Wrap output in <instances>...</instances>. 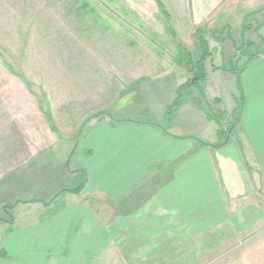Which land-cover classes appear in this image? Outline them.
Listing matches in <instances>:
<instances>
[{
  "label": "crops",
  "instance_id": "1",
  "mask_svg": "<svg viewBox=\"0 0 264 264\" xmlns=\"http://www.w3.org/2000/svg\"><path fill=\"white\" fill-rule=\"evenodd\" d=\"M147 1L156 12L160 3L176 35L183 37L193 36L199 27L223 28L226 23L236 30L239 21L253 15L264 44V0ZM246 9L250 11L241 12ZM170 64L166 71L141 78L139 100L128 97L119 108L135 81L118 93L109 82L101 94L77 95L80 103L75 106L67 101L59 111L38 113L43 122L35 131H41L39 139L31 147L26 144L21 156L11 160L9 178L14 189H39L34 182L28 184L34 176L23 167L34 161L33 156L43 154L44 165L39 168L44 170L47 202L65 200L48 217L9 230L1 241L0 264H121V259L163 260L164 254L173 260L170 254L177 249L173 246L180 244L185 230L195 236V229H208V233L220 229L209 236L227 237L263 224L264 54L244 67L243 115L224 144L217 122L195 102L198 95L182 101L171 128L164 125L163 119L171 117L166 109L191 80L187 67L176 61ZM184 68L179 79L178 69ZM172 75L168 86L159 88H170L176 96L162 103L157 113L144 109L149 101L146 87L154 84L151 79ZM238 96L233 94L234 105L228 112L237 109ZM215 98L220 110L222 99ZM262 232L253 243L257 249L248 257L251 264H264Z\"/></svg>",
  "mask_w": 264,
  "mask_h": 264
},
{
  "label": "rangeland",
  "instance_id": "2",
  "mask_svg": "<svg viewBox=\"0 0 264 264\" xmlns=\"http://www.w3.org/2000/svg\"><path fill=\"white\" fill-rule=\"evenodd\" d=\"M158 12L161 15L155 16ZM226 25L211 29L199 27L193 36L183 37L176 35L172 22L161 9L156 12L155 6L147 0H0V249L2 238L9 230L33 222L37 217H48L65 200L61 197L47 202L48 197L43 192L44 170L39 168L44 165L43 154L33 156L34 161L23 167L34 176L28 178V184L34 182L39 189H14L13 180L9 178L11 160L21 156L26 144L31 147L39 139L41 131H35L43 122L38 113L47 109L59 111L67 101L75 106L80 103L75 100L77 95L93 91L101 94L109 82L115 93L124 92L134 81L137 83L129 89L132 92L124 94L118 108L128 97L139 100V87L144 82L141 78L155 76L171 62L180 64L179 61L189 59L191 65L197 63L200 53L195 33L198 30L206 32L213 58L206 69L209 77L197 85L179 89L180 101L198 95L195 102L217 115L216 121L221 124L224 137L228 136V125L235 120L228 111L234 105L233 94L239 93L237 74L264 49V44L257 36L253 15L239 21L236 30ZM214 61L230 72L213 73ZM187 69L191 79H196L195 71ZM183 70L186 68L178 69L179 79ZM172 77L151 79L154 84L146 87L149 101L144 109L157 113L162 103L176 96L170 88H159L168 86ZM215 97L222 99L220 110ZM177 109L175 100L166 109V115L171 116L168 121L166 117L163 119L167 128L174 125L173 115ZM224 137L219 140L225 142ZM27 156L30 155L24 158ZM40 210H44L43 215ZM263 229L264 222L242 234L239 231L238 236L229 234L227 237L214 235L220 229L210 233L208 229H195V236L189 235L191 230H185V235L179 238L180 244L173 246L177 248L170 254L173 260L166 259L164 254L163 260L138 258L128 262L121 259L120 263L251 264L248 257L252 256V249H257L253 243L261 239ZM211 232L214 234L209 236ZM192 240L196 242L194 246L188 245ZM145 256L148 254L141 255Z\"/></svg>",
  "mask_w": 264,
  "mask_h": 264
},
{
  "label": "trees",
  "instance_id": "3",
  "mask_svg": "<svg viewBox=\"0 0 264 264\" xmlns=\"http://www.w3.org/2000/svg\"><path fill=\"white\" fill-rule=\"evenodd\" d=\"M158 5H159V8L161 9V12H163L165 14V16H166L167 12L165 11V9L162 7V5L160 3H158ZM205 34H206V32L204 30H198L195 33V39H196V41L198 43V48H199V53H200V58L197 60V63L193 66V65H191V62H189V61H191L189 59L187 61H183V60L179 61L181 66H186V67L192 68V70L195 71V76L197 78H199L198 80L191 79L186 85L182 86L181 89H184V87H186L188 85H192V86L197 85L199 82H201L202 80L206 79V77H207L206 66H207V63L209 62V60L212 59V54H211V52L209 50L208 42L206 41ZM183 52L186 53L185 50H183ZM257 54H264V49L258 51ZM186 55H188V54H186ZM253 58L254 57H252V59ZM252 59H250V60H252ZM212 68L214 70H222V71L230 72V71L225 70L223 68H217V67L214 66V64H212ZM241 71L243 72L244 69H242ZM242 72L237 74L238 91H239V96L237 98L238 107L233 112V114L231 116L232 118L234 117L235 120L231 124L228 125V131H227V134H228L227 137L228 138L227 139L224 137L225 135L223 133L221 124L217 123L218 127H219L218 136H219V138L224 137L225 141L230 139V136L233 134L234 130L239 125V123L241 121V118H242V115H243V111H244V102H243V100H244V89H243L242 82H241V74H242ZM181 102L182 101H180V95H179L177 100H176L177 106H180L182 104ZM102 115L103 114H97L96 117H101ZM208 116H209V118L211 120H214L215 122H217L216 121V116H217L216 114L209 113ZM223 142H222V144L225 143V142L224 143ZM222 144H219L218 146H221ZM205 145H207V144H205ZM214 147H217V146H214Z\"/></svg>",
  "mask_w": 264,
  "mask_h": 264
},
{
  "label": "water",
  "instance_id": "4",
  "mask_svg": "<svg viewBox=\"0 0 264 264\" xmlns=\"http://www.w3.org/2000/svg\"><path fill=\"white\" fill-rule=\"evenodd\" d=\"M195 80H198V78H196Z\"/></svg>",
  "mask_w": 264,
  "mask_h": 264
}]
</instances>
